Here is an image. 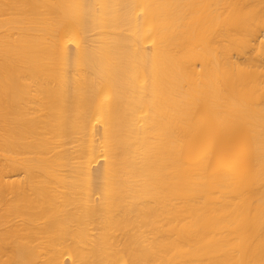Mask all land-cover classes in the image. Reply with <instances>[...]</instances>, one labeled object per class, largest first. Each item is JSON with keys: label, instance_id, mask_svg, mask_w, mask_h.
<instances>
[{"label": "bare ground", "instance_id": "bare-ground-1", "mask_svg": "<svg viewBox=\"0 0 264 264\" xmlns=\"http://www.w3.org/2000/svg\"><path fill=\"white\" fill-rule=\"evenodd\" d=\"M0 264H264V0H0Z\"/></svg>", "mask_w": 264, "mask_h": 264}]
</instances>
